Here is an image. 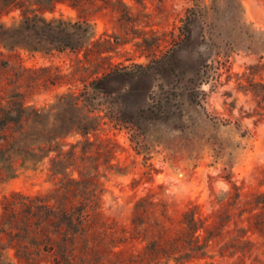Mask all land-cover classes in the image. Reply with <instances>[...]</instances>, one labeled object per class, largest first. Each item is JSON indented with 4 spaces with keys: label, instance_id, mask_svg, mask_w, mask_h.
I'll list each match as a JSON object with an SVG mask.
<instances>
[{
    "label": "rangeland",
    "instance_id": "374dc122",
    "mask_svg": "<svg viewBox=\"0 0 264 264\" xmlns=\"http://www.w3.org/2000/svg\"><path fill=\"white\" fill-rule=\"evenodd\" d=\"M125 1V14L63 4L45 12L48 20L89 22L91 43L48 55L17 49L1 83L22 76L18 91L26 104L47 108L66 93L82 100L85 86L112 74L94 85L87 107L99 124L89 140L114 146L113 168L99 167L102 217L130 231L135 202L148 197L165 205L173 233L194 208L201 238L212 231L201 264H264V235L243 237L240 230L261 213L248 210L264 194V0H240L243 14L226 1L200 0L215 10L184 43L182 20L196 0ZM16 19L15 12L1 21ZM15 168L0 183V203L15 193L44 194L56 181L47 160L34 168L18 161ZM241 210L247 212L239 217ZM224 211L229 222L215 228ZM142 247L140 239H128L115 250L124 251L121 257Z\"/></svg>",
    "mask_w": 264,
    "mask_h": 264
},
{
    "label": "trees",
    "instance_id": "16d2710c",
    "mask_svg": "<svg viewBox=\"0 0 264 264\" xmlns=\"http://www.w3.org/2000/svg\"><path fill=\"white\" fill-rule=\"evenodd\" d=\"M222 1L229 8L235 5L243 14L240 0ZM58 4L80 11L111 8L122 14L128 8L125 0H0V76L11 68L7 58L17 49L48 55L80 51L91 43L93 32L86 20L44 17ZM211 10L215 8L206 7L200 0L186 10L181 42L192 34L194 24L207 23ZM15 12L17 19L12 23L1 21ZM241 26L246 27L243 20ZM244 33L249 34L247 29ZM111 75L105 74L85 86L82 100L79 95L66 93L47 108L26 104L25 96L18 91L22 76L14 83L0 81V183L14 177L18 161L21 166L34 168L47 160L48 173L56 180L44 194L15 193L3 198L0 264H201L212 231L207 230L201 238L203 223L194 208L182 214L173 233L165 224V205L154 204L148 197L135 202L130 231L108 224L101 215L99 167L113 168L114 146L109 142L96 146L89 140L99 124L98 117L87 107L97 91L94 85ZM75 135L80 139L66 141ZM256 210L261 213L248 218L247 226L240 229L243 237L248 232L264 235V194L254 197L248 213ZM245 212L241 210L239 217ZM226 213L217 217L215 228L229 222ZM128 239H140L142 250L120 257L124 251L115 249Z\"/></svg>",
    "mask_w": 264,
    "mask_h": 264
}]
</instances>
